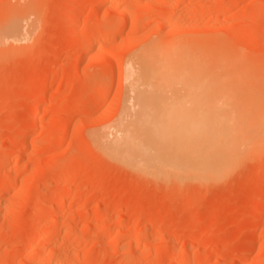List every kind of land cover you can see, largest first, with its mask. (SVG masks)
I'll return each mask as SVG.
<instances>
[{"label":"rangeland","instance_id":"obj_1","mask_svg":"<svg viewBox=\"0 0 264 264\" xmlns=\"http://www.w3.org/2000/svg\"><path fill=\"white\" fill-rule=\"evenodd\" d=\"M14 24L0 42V264H264V128L220 177H183L178 161L191 122L251 117L264 0H0V29ZM181 45L196 52L177 49L180 64ZM135 57L137 118L161 121L172 165L132 170L95 139L128 108Z\"/></svg>","mask_w":264,"mask_h":264},{"label":"bare ground","instance_id":"obj_2","mask_svg":"<svg viewBox=\"0 0 264 264\" xmlns=\"http://www.w3.org/2000/svg\"><path fill=\"white\" fill-rule=\"evenodd\" d=\"M21 1H23V0H21ZM17 7H19V6L17 5ZM125 11L122 10L121 15L126 16ZM22 30H24V28ZM14 31H15V35H17V36H20V35H18L20 33L22 34L21 29L17 24L11 25L7 28L0 29V42H2L3 40H7V39L11 38V36L13 35L12 32H14ZM16 31H18L19 33ZM11 33H12V35H11ZM75 34H78V32ZM113 35L114 34H110V33L106 34L102 40L106 41V40L110 39L111 37H113ZM75 36H77V35H75ZM15 37L16 36H14V37L12 36V38H15ZM93 45H94L93 41H89L85 46H86V49L88 51H90L89 49L93 48L92 47ZM182 45L185 47L186 43L182 44ZM182 45L179 46V48H178V46L175 47L176 53L173 51L175 53L174 57H178L179 56L178 53H181V52L183 54L184 53L187 54L186 52H188V54L189 53L193 54L194 49L192 51H191L192 48H190V47H188V48H190V50L188 48L184 49ZM174 46H176V45H174ZM173 48H172V50H173ZM177 49L179 50V52ZM135 51H137V50H135ZM204 51H206V50H204ZM195 52L196 51L194 50V53ZM199 52H200V50H199ZM207 53H208V51H207ZM140 54H142V53H140ZM180 56H179L180 60H178V62L181 64L183 60L181 59L182 56L181 57ZM184 56L185 55H183V57ZM179 58H177V59H179ZM177 59L172 58V61L173 60L175 61ZM139 62H141V61H139ZM187 62H191L190 58L185 63H187ZM176 63L177 62H175V64L172 63L174 65V67H172V68L177 67V66H175ZM128 64H127V66H128L127 77H128V80L130 81L129 95L127 98L129 101L128 105H127L128 108H127L126 112L124 113V115L121 116V118H119L115 123H113L112 125H110L107 128H102L105 130L103 132H101L98 136H96L95 139H96L98 145L101 147V151L104 153V155H106L108 158H110V159H112V160H114V161H116V162H118L124 166L129 167L132 170L137 171V164H142L145 167H149V166H152L156 163H164V161H165V162H168V164L172 165V162L165 160V156L173 155V157H174V154L172 151L169 152L166 149L165 145L167 143H171V141L174 144V141H173L172 137L165 138L161 134V129H162L161 121L158 119L137 118V102H138L137 101V87H139L140 82L142 81V77H143L142 76V72H143L142 68L143 67L141 65L137 66V57H135L133 59L132 63H130L129 65ZM139 64H142V63H139ZM151 66H152V64H151ZM145 68L146 67L144 66V71H145ZM155 68L157 69V67H155ZM186 68L187 67H184L182 70L179 71V73H181L180 76L185 75L184 79H183L185 84L189 83L188 82L189 80L187 78H185V77H187L186 76L187 73L185 70ZM212 69H214V68H211V70ZM170 71H171V69H170ZM190 71L191 70H189L187 72H190ZM160 72H162V70ZM176 72H178V70ZM150 73H151V71H150ZM171 73H172V74H170V75H172L171 77H173L176 74L174 69H172ZM179 73H178V75H179ZM182 73H184V74H182ZM193 75H195V74H193ZM198 75H199V73H198ZM148 76L150 77L151 75L148 74ZM188 76H190V75H188ZM193 78H195V77H193ZM185 79H186V81H185ZM46 81L44 80V82H46ZM246 81H248V80H246ZM149 84L147 86L148 88H149ZM261 84H264V83H261ZM43 85H45V84H43ZM262 86L264 87V85H261V86L259 85V87H261L263 89V92H261V90H260L261 88L258 89V86H257V88L255 87L256 90L252 91V94L254 91H256V94H254L253 96L251 94V100H252L251 105L253 106V108L249 112L252 114L251 117L238 118L236 116H232L233 118L232 117H230V118L228 117L227 119H225V118L224 119H213L212 118L213 120H211L210 118H209L210 120L206 118V119H200L198 121L191 122L187 126L186 134L183 138L184 139L183 150L180 151L179 158H178V161L181 164L180 166L182 167V170H183V177L185 176L186 178H203V179L213 178V177H216L218 175H219L218 177H220V175L222 176L226 170L230 169V167L235 162L236 158L239 157V155H240V152H241L240 148L241 147L243 148L244 145L247 146L250 143H252L256 139V137L259 135V134H256V131L257 130L259 131V128H264V119H263V116H264V88ZM257 89H258V93H257ZM139 97H140V99H142L143 95L141 94V95H139ZM125 101H127V100H125ZM144 101H145V99H144ZM149 101H151V100H149ZM145 102H147V101H145ZM43 106L44 105H42V103H41V105L37 106V108L33 111V113H36V112L38 113L43 108ZM239 112L244 114L243 111H239ZM29 128L31 129L33 127L29 126ZM26 129H28V128H26ZM191 162H195V163L192 164ZM70 181H72L73 184L75 183V182H73V180H70ZM69 186H71V185H69ZM70 197H72V196H70ZM74 198H75V196H74ZM39 200H40V198H39ZM38 239L39 238L35 237L34 239H32V243H34V242L37 243ZM48 239H50V237ZM51 255L48 256V258H47L48 260L51 259ZM204 256H206V255H204Z\"/></svg>","mask_w":264,"mask_h":264}]
</instances>
